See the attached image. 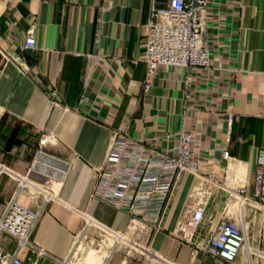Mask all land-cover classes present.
Segmentation results:
<instances>
[{
  "label": "crops",
  "instance_id": "crops-1",
  "mask_svg": "<svg viewBox=\"0 0 264 264\" xmlns=\"http://www.w3.org/2000/svg\"><path fill=\"white\" fill-rule=\"evenodd\" d=\"M166 1L0 0V218L18 194L42 211L30 240L45 253L22 250L27 262L69 258L86 217L127 230V212L91 196L113 131L168 151L184 131L199 171L179 173L161 229L147 240L157 258L144 264H227L200 248L224 214L242 224L249 246L232 264H264V205L252 198L254 157L264 149V0H207L201 37L213 66L162 65L145 91L151 5ZM32 27L36 43L26 48ZM241 185L243 206L234 194ZM195 207L200 226L185 240L176 225ZM16 245L1 234V248ZM94 254L80 263L103 264Z\"/></svg>",
  "mask_w": 264,
  "mask_h": 264
},
{
  "label": "built area",
  "instance_id": "built-area-1",
  "mask_svg": "<svg viewBox=\"0 0 264 264\" xmlns=\"http://www.w3.org/2000/svg\"><path fill=\"white\" fill-rule=\"evenodd\" d=\"M206 4L207 0H167L163 5H151L141 59L145 63V91L149 89L157 69L162 65L187 69L213 66L212 51L201 37L202 13ZM35 43L32 27L25 38L24 47H32ZM216 67L227 68L220 64ZM232 118V113H228L229 127ZM177 140L171 151L160 150L145 141L113 131L104 161L95 170L91 196L127 212L130 222L126 231L137 239L147 242L153 232L161 229V220L179 173L184 170L195 173L199 171L198 163L192 155V134L180 131ZM47 141L48 136H43L41 143ZM227 156L228 152H224V157ZM254 163L252 198L264 205V149L256 151ZM234 194L239 198V206H243L247 199L245 185L234 190ZM190 209L188 215L176 225L178 235L185 240L193 237L200 226L199 208ZM41 215V210H34L21 203L19 194L8 203L0 218V236L2 233L11 235L16 239L17 245L13 251L0 247V264H35L27 262L21 255L22 250L27 248L37 249L39 254L45 253L43 248L37 247L30 240ZM91 221L95 222L86 217L87 226H91L88 224ZM98 225L105 231L120 232L99 223ZM200 248L214 261L227 264L234 262L242 248L249 251L244 227L227 214L220 219L215 231ZM72 254L71 251L69 258ZM69 258L58 262L72 264Z\"/></svg>",
  "mask_w": 264,
  "mask_h": 264
},
{
  "label": "rangeland",
  "instance_id": "rangeland-1",
  "mask_svg": "<svg viewBox=\"0 0 264 264\" xmlns=\"http://www.w3.org/2000/svg\"><path fill=\"white\" fill-rule=\"evenodd\" d=\"M124 232L129 234L132 240L148 248L146 240L137 239L128 231ZM77 237L75 238V243L72 249L73 254L71 255V258H69L72 264L80 262L89 250L97 252L100 256L107 254L108 256L103 257V264H120L124 259L127 261L126 264H144L148 261L145 254H142L131 247V240H129V244L118 243L116 242L115 236L99 227L88 226Z\"/></svg>",
  "mask_w": 264,
  "mask_h": 264
},
{
  "label": "bare ground",
  "instance_id": "bare-ground-1",
  "mask_svg": "<svg viewBox=\"0 0 264 264\" xmlns=\"http://www.w3.org/2000/svg\"><path fill=\"white\" fill-rule=\"evenodd\" d=\"M39 157H40V159L41 160H43L44 162H47L48 161V157L47 156H45L44 154H40L39 155ZM41 163V162H40ZM40 163H36V166L37 167H40V168H44L45 166L44 165H41ZM60 164V163H59ZM47 167V166H46ZM38 169V168H37ZM89 225H94V222H89L88 223ZM111 234L113 235V236H115L116 237V242H118V243H127V244H129V240H131V247L133 248V249H135V250H137L138 252H140V253H142V254H145L146 255V257H147V259L149 260V261H154V260H156V255L154 254V253H152L148 248H146L144 245H141V244H139V243H137V242H135L134 240H132L131 239V236H129V234H127V233H125L124 231H120V232H118V233H113V232H111ZM78 238V237H77ZM129 238V239H128ZM110 241V240H109ZM142 247V248H141ZM143 248H145V249H143ZM146 251H147V253H146ZM112 253V252H111ZM95 256L94 257H97L98 259H100L101 261H103V257H106V256H108L107 254L106 255H104V256H100V255H98V253L97 252H95V254H94ZM107 259V258H106ZM106 261V260H105ZM74 264V263H73ZM76 264H89V263H87V262H77Z\"/></svg>",
  "mask_w": 264,
  "mask_h": 264
}]
</instances>
